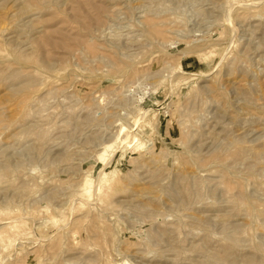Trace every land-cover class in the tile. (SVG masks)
Returning a JSON list of instances; mask_svg holds the SVG:
<instances>
[{"label": "rangeland", "instance_id": "obj_1", "mask_svg": "<svg viewBox=\"0 0 264 264\" xmlns=\"http://www.w3.org/2000/svg\"><path fill=\"white\" fill-rule=\"evenodd\" d=\"M0 264H264V0H0Z\"/></svg>", "mask_w": 264, "mask_h": 264}]
</instances>
